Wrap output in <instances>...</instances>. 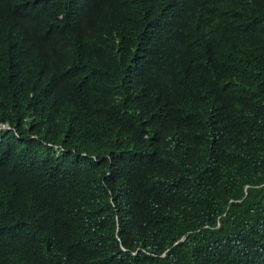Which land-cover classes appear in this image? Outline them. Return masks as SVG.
Segmentation results:
<instances>
[{
  "label": "trees",
  "instance_id": "obj_1",
  "mask_svg": "<svg viewBox=\"0 0 264 264\" xmlns=\"http://www.w3.org/2000/svg\"><path fill=\"white\" fill-rule=\"evenodd\" d=\"M11 1L0 0V8ZM187 1L190 27L180 31L162 25L165 15L148 18L133 0L82 4L85 26L106 37L99 52L68 67L73 81L108 59H132L136 69L123 87L106 91L122 108L116 96L87 99L80 125L88 138L73 142L77 149L58 161L32 159L57 178L47 188L59 196L64 235L53 262L36 261L264 264V0H180L181 8ZM164 4L171 9L174 1ZM31 13L36 29L48 18ZM79 20L77 11L72 26ZM37 120L32 108L20 117L0 104V123L15 128L0 131V176L18 179L30 167L18 126L32 131ZM61 142L32 140V157L41 156L40 144ZM218 212L229 214L222 231L198 235ZM0 243H9L7 232ZM28 250L44 253L35 243Z\"/></svg>",
  "mask_w": 264,
  "mask_h": 264
},
{
  "label": "clouds",
  "instance_id": "obj_2",
  "mask_svg": "<svg viewBox=\"0 0 264 264\" xmlns=\"http://www.w3.org/2000/svg\"><path fill=\"white\" fill-rule=\"evenodd\" d=\"M94 1L36 0L31 3L30 0H15L0 8V104L20 117H25L32 108L38 117L32 131L24 125L18 126L23 136L21 144L26 145L23 151L31 158L30 167L18 179L0 176V238L7 232L10 243L9 248L6 247L9 243H0V262L50 264L36 260L52 261L54 251L59 250V243L63 242L59 196L54 187L47 188V184L57 178L50 177L54 174L51 171L42 174L40 165L36 169L32 159L40 163L49 156L58 161L77 149L73 142L82 143L88 138L86 129L80 125L87 99L94 92H97L99 102L116 96L106 91L123 87L136 69V62L132 59H108L103 65L93 68L91 75L76 82L69 76L70 65L82 62L78 59L85 58L89 50L99 52L101 43H104L105 29L93 27L88 21L85 26L87 10L82 8V4ZM164 1L133 0L148 18L162 19L165 15L164 26L176 31L190 27L188 1L181 8L180 0H173L171 9ZM77 11L80 20L72 26V17ZM91 11L89 7V14ZM31 12L48 15V18L43 23L39 22L36 29L30 21L36 15ZM109 36L114 39L117 32L112 30ZM182 44L190 43L184 37ZM187 73L185 64L183 79ZM117 99L122 108L123 100ZM0 131L12 133L15 128L10 122H1ZM48 134H54V138H42ZM16 135L20 137L17 132ZM35 139H58L62 142L40 144L38 151H41V156L35 154L32 157V140ZM44 177L46 179L42 181ZM113 193L109 192L110 204L119 210L117 201L112 198ZM213 203L214 198H211L205 205L210 207ZM228 219L229 214L218 212L214 224L207 229H197V233L220 232ZM34 243L44 247L43 254L30 253L28 249Z\"/></svg>",
  "mask_w": 264,
  "mask_h": 264
}]
</instances>
